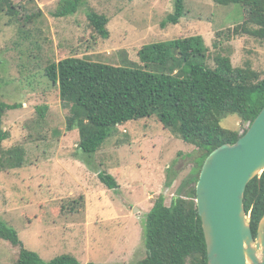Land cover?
I'll return each instance as SVG.
<instances>
[{
    "label": "rangeland",
    "instance_id": "374dc122",
    "mask_svg": "<svg viewBox=\"0 0 264 264\" xmlns=\"http://www.w3.org/2000/svg\"><path fill=\"white\" fill-rule=\"evenodd\" d=\"M21 1L28 0H13ZM82 1L64 16L55 14L61 0H33L31 12L0 10V98L18 104L4 114L2 127L10 137L3 148L22 147L26 161L0 172V220L47 261L72 254L82 264H132L147 254V217L155 200L162 194L171 205L202 152L157 117L118 125L100 150L84 152L79 131L68 128L69 107L45 68L71 55L124 64L137 61L146 43L200 34L209 47L210 66L220 53L234 66L249 62L264 77V40L234 32L245 8L249 14L262 8L185 0L180 22L163 26L175 0ZM90 9L108 17V37L94 33ZM24 21L35 29L25 33ZM220 124L241 133L249 126L237 114ZM101 171L113 175L119 187L104 184ZM19 253V246L0 238V264H14Z\"/></svg>",
    "mask_w": 264,
    "mask_h": 264
},
{
    "label": "trees",
    "instance_id": "16d2710c",
    "mask_svg": "<svg viewBox=\"0 0 264 264\" xmlns=\"http://www.w3.org/2000/svg\"><path fill=\"white\" fill-rule=\"evenodd\" d=\"M31 1L17 5L13 0H0V10L9 7L14 14L31 12L36 8L28 6ZM214 1L261 7L258 13L251 14L244 7L243 22L234 32L264 40V0ZM82 2L61 0L55 14L64 16L75 12ZM184 14L185 0H175L174 11L164 18L162 25L177 24ZM41 15L40 12L37 17ZM88 20L94 33L102 37L110 35L106 15L90 9ZM23 24L21 29L27 34L35 29L32 25L27 28L25 21ZM137 58V61L114 64L71 55L49 63L45 75L58 86L71 115L68 128L79 131V148L86 153L100 150L112 128L149 117H157L165 128H178L183 140L202 152L171 205L162 194L155 200L147 217V254L132 264H208L196 185L210 152L224 143H234L248 128L241 133L238 129L224 128L220 120L237 114L243 124H250L264 107V77L249 62L234 66L229 55L220 53L214 57L215 66H210L209 47L200 34L146 43L139 49ZM1 94L0 83V97ZM17 107V103L0 98V172L5 167H19L26 162L22 147L3 148L4 140L10 137L9 131L2 127L4 114ZM46 109L47 106L41 108L42 115ZM98 175L109 188L119 187L110 173L101 171ZM244 204L256 236L264 216V171L260 178L256 176L248 183ZM0 238L20 247L14 264H82L72 254L45 260L38 252L27 249L18 231L1 220Z\"/></svg>",
    "mask_w": 264,
    "mask_h": 264
},
{
    "label": "water",
    "instance_id": "95a60500",
    "mask_svg": "<svg viewBox=\"0 0 264 264\" xmlns=\"http://www.w3.org/2000/svg\"><path fill=\"white\" fill-rule=\"evenodd\" d=\"M264 171V107L234 143L206 157L196 185L208 264H264V216L256 236L244 197L248 183Z\"/></svg>",
    "mask_w": 264,
    "mask_h": 264
}]
</instances>
